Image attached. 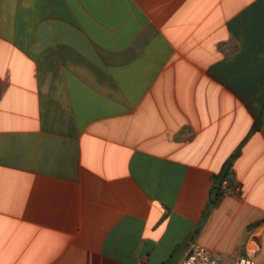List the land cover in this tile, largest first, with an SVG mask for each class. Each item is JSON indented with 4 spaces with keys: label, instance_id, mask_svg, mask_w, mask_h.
Masks as SVG:
<instances>
[{
    "label": "crops",
    "instance_id": "crops-1",
    "mask_svg": "<svg viewBox=\"0 0 264 264\" xmlns=\"http://www.w3.org/2000/svg\"><path fill=\"white\" fill-rule=\"evenodd\" d=\"M263 106L264 0H0V264H264Z\"/></svg>",
    "mask_w": 264,
    "mask_h": 264
},
{
    "label": "built area",
    "instance_id": "built-area-1",
    "mask_svg": "<svg viewBox=\"0 0 264 264\" xmlns=\"http://www.w3.org/2000/svg\"><path fill=\"white\" fill-rule=\"evenodd\" d=\"M221 188L224 193L240 191L239 183L230 182L227 178L222 180ZM249 252L247 255H242L229 261L223 254L217 253L201 244L191 243L176 264H256Z\"/></svg>",
    "mask_w": 264,
    "mask_h": 264
},
{
    "label": "trees",
    "instance_id": "trees-1",
    "mask_svg": "<svg viewBox=\"0 0 264 264\" xmlns=\"http://www.w3.org/2000/svg\"><path fill=\"white\" fill-rule=\"evenodd\" d=\"M263 118H264V106H263V109L259 112V114L256 115V117L252 123L251 129L255 130V129L259 128V126L261 125V123L263 121ZM237 151L238 150L236 149L232 154H235ZM226 172H227V169L225 168L223 171L219 172L218 174L213 175V177H214L213 194L216 196L224 193L222 191V188H221V183H222V180L224 178H226ZM261 221L262 220L256 221L253 224L258 225V224H260ZM163 264H165V262H163Z\"/></svg>",
    "mask_w": 264,
    "mask_h": 264
}]
</instances>
